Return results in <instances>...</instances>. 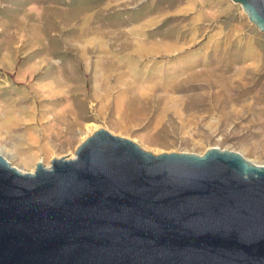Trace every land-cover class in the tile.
<instances>
[{
    "label": "rangeland",
    "instance_id": "1",
    "mask_svg": "<svg viewBox=\"0 0 264 264\" xmlns=\"http://www.w3.org/2000/svg\"><path fill=\"white\" fill-rule=\"evenodd\" d=\"M100 128L264 165V33L231 0H0V154L32 172Z\"/></svg>",
    "mask_w": 264,
    "mask_h": 264
},
{
    "label": "water",
    "instance_id": "2",
    "mask_svg": "<svg viewBox=\"0 0 264 264\" xmlns=\"http://www.w3.org/2000/svg\"><path fill=\"white\" fill-rule=\"evenodd\" d=\"M264 33V0H232ZM0 264H264V165L100 128L21 172L0 154Z\"/></svg>",
    "mask_w": 264,
    "mask_h": 264
},
{
    "label": "crops",
    "instance_id": "3",
    "mask_svg": "<svg viewBox=\"0 0 264 264\" xmlns=\"http://www.w3.org/2000/svg\"><path fill=\"white\" fill-rule=\"evenodd\" d=\"M211 1H212V2H213V1H214V2H218V1H219V2H223L224 4H225V3L227 4V3H229L230 0H211ZM231 1H232V0H231ZM228 5H229V4H228Z\"/></svg>",
    "mask_w": 264,
    "mask_h": 264
}]
</instances>
